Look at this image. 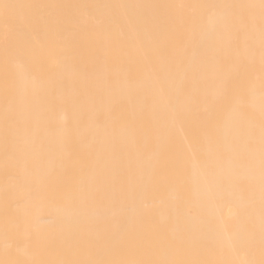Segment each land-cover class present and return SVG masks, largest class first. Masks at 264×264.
Returning a JSON list of instances; mask_svg holds the SVG:
<instances>
[{
	"label": "bare ground",
	"instance_id": "1",
	"mask_svg": "<svg viewBox=\"0 0 264 264\" xmlns=\"http://www.w3.org/2000/svg\"><path fill=\"white\" fill-rule=\"evenodd\" d=\"M0 264H264V0H0Z\"/></svg>",
	"mask_w": 264,
	"mask_h": 264
}]
</instances>
